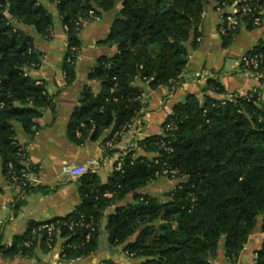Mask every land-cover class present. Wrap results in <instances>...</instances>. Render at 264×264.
Here are the masks:
<instances>
[{
    "label": "trees",
    "instance_id": "1",
    "mask_svg": "<svg viewBox=\"0 0 264 264\" xmlns=\"http://www.w3.org/2000/svg\"><path fill=\"white\" fill-rule=\"evenodd\" d=\"M56 3L57 15L65 28L67 50L61 63L66 84L75 79V67L82 43L79 32L89 13L95 16L115 9L116 0H48ZM225 0H215L217 6ZM208 0H121L103 41L116 48L112 56H100L87 75L99 83L98 92L85 85L78 105L68 119L66 134L74 145L96 141L112 128L113 135L137 119L145 104L137 97L141 89L136 79L151 89H170L180 80L188 62L186 42L197 29ZM259 9L243 16L235 14L238 27L220 35L229 45L239 27L257 28L264 22V0ZM230 2L226 6H230ZM226 8V7H225ZM224 9V8H223ZM226 17V16H224ZM46 36L53 25L51 14L37 0H0V160L7 178L8 165L18 168L27 142L35 135L45 109L54 110L53 96L43 83L28 77L26 70L40 64L32 38L16 25ZM246 53L264 54V39ZM264 57L254 72H262ZM206 89L227 95L215 79ZM264 89L249 91V100L230 95L233 100H201L188 94L172 107L162 123L160 135L146 137L137 146L150 156L128 151L119 158L106 183L96 173L86 172L76 179L80 203L67 215L47 221L27 223L24 233L15 235L9 246L1 243L4 258L29 257L39 244L45 250L47 231L53 224L52 247L63 239L61 261L85 258L98 249L105 233L111 247L141 259L138 264H211L223 239L224 255L232 264L249 237L259 227L264 234ZM170 122L173 130L164 126ZM14 124L27 138L20 144ZM112 135V136H113ZM111 136V137H112ZM111 139V138H110ZM108 139V140H110ZM107 140V141H108ZM117 140V139H115ZM114 140V141H115ZM105 152L110 148H103ZM175 171L164 177L165 168ZM158 178L182 179L160 200L138 192ZM131 195V201L119 205ZM105 227L101 221L107 208ZM83 221L84 225L71 223ZM30 243L26 246V243ZM101 264H117L111 260ZM254 264H264V238L255 252Z\"/></svg>",
    "mask_w": 264,
    "mask_h": 264
},
{
    "label": "crops",
    "instance_id": "2",
    "mask_svg": "<svg viewBox=\"0 0 264 264\" xmlns=\"http://www.w3.org/2000/svg\"><path fill=\"white\" fill-rule=\"evenodd\" d=\"M51 14L53 25L46 36L36 34L31 28L17 24L16 26L32 38V46L39 57L40 64L26 70L28 77L43 83L47 93L53 96L54 110L45 109L36 120L39 129L27 142L25 150L28 161L37 169L38 183L29 189L18 190L6 185L2 174L0 160V229L1 243L9 246L13 236L24 233L30 221L42 222L69 214L80 203L77 193L76 179L62 175L63 165L86 167V172L96 173L102 183L111 176L115 162L128 151H135L137 156H150L138 148L137 142L146 137L160 135L161 126L172 107L182 102L188 94L199 100L204 95L214 99H223L228 95L243 96L253 89L264 87V69L254 72L245 69L239 62L240 56L250 51L264 39V22L261 27L247 30L239 27L232 41L223 46L218 33L222 17L233 13V9H217L215 0H208L197 29L199 37L193 48V35L186 42L188 62L184 73L171 89L160 86L151 89L148 82L136 79L134 86L141 89L146 102L134 125L121 137L113 141L109 151L105 152L103 143L113 135L112 128L105 130L96 141H86L81 145L72 144L66 134L68 119L72 110L78 105L80 93L85 85H89L96 93L99 83L88 81L87 75L100 56H112L116 48L103 41L107 37L116 10L121 0H116L115 9L102 13L96 20L87 22L79 32L82 47L75 67V79L66 84L61 63L67 50V40L63 26L57 15L56 3L48 0H37ZM215 79L227 95L217 94L206 89V81ZM16 139L20 144L27 141L22 129L14 124ZM182 179H157L138 192L149 193L165 200L176 183ZM131 201L128 195L119 205ZM114 209L107 208L101 221L102 229L106 217ZM101 248L93 254L74 261H61L60 251L63 239L58 238L54 247L45 250L39 244L34 247L29 257L16 256L4 258L0 255V264H101L111 260L117 264H138L141 259L129 257L123 246L111 247L105 233L102 235ZM264 234L259 227L249 237L243 250L232 264H254L255 252L260 248ZM99 245V244H98ZM211 264H231L224 255L223 242L219 246L217 257Z\"/></svg>",
    "mask_w": 264,
    "mask_h": 264
},
{
    "label": "built area",
    "instance_id": "3",
    "mask_svg": "<svg viewBox=\"0 0 264 264\" xmlns=\"http://www.w3.org/2000/svg\"><path fill=\"white\" fill-rule=\"evenodd\" d=\"M227 2L231 3L230 6H226ZM225 7L233 8V13H232V17H230V18L222 17V21L218 27V33L220 35H226L228 32H230L236 28V26L238 25V21L235 18V14L238 13L241 16H243L247 13L254 11V9L255 10L259 9L258 14L261 13L260 12L261 7L258 6L257 0H225L224 2L221 3V5L219 4L217 6V9L221 10ZM94 19H97V16H95V14L93 12H90L88 20L86 22H84L83 25L89 21L94 20ZM253 24L256 27H260L261 21H260L258 16L254 18ZM63 29L65 31L64 27H63ZM263 57H264V54L244 53L243 55L240 56L239 62L245 69H256V68H258L259 64L261 63ZM254 91H255V89L251 90V92H254ZM243 97L246 100H249L251 98V95L245 94V95H243ZM137 99L140 101L141 104H145L146 97H145L144 92L141 91V93L137 97ZM223 99L233 100L234 97L228 95V96L224 97ZM0 107H1V105H0ZM135 120L131 121L129 124L124 126L120 132L114 134L110 140L104 142L103 148H110L115 139L121 137L127 130H129L134 125ZM173 129H174L173 125L170 122H168L164 126V130H166V131H170ZM161 131H162V128H161ZM23 150L25 152L22 153V155H21L22 160L19 163V167L15 169L12 167V165H10V164L8 165L7 178L5 179V181H6V185L12 189L26 190V189H29L31 187H34L38 183V178H37V169L38 168L34 164H32L28 161L26 150L24 148H23ZM115 163H116L115 169L120 170L121 163L119 162V159ZM86 171H87V169L84 166L70 165V164L63 165L61 168L62 175L66 178H69V179H77L78 177H80L81 175L86 173ZM175 174H176L175 171L169 170V168H167V167L162 171V175L164 177L170 176L171 178H173ZM77 225H84V222L79 221L77 223H71L69 228L72 229L73 226H77ZM43 229L47 231L46 245H47L48 249H52L51 248L52 247L51 241H52V235L54 233V225L53 224L43 225L38 230H43ZM25 245L29 246L30 243L28 242ZM61 251H62V246H61Z\"/></svg>",
    "mask_w": 264,
    "mask_h": 264
},
{
    "label": "rangeland",
    "instance_id": "4",
    "mask_svg": "<svg viewBox=\"0 0 264 264\" xmlns=\"http://www.w3.org/2000/svg\"><path fill=\"white\" fill-rule=\"evenodd\" d=\"M228 8H231V7H228ZM231 9H233V8H231ZM225 16L228 17V18H230V17H232V14H229V15L227 14V15H225ZM94 20H96V19H94ZM94 20H93V21H94ZM85 24H86V23H85ZM238 26H239V25H238ZM238 26H236V27H238ZM262 89H264V87H263ZM261 96L264 97V94H262ZM158 179H161V178H158ZM222 242H223V239H221V241H220V245L222 244Z\"/></svg>",
    "mask_w": 264,
    "mask_h": 264
},
{
    "label": "water",
    "instance_id": "5",
    "mask_svg": "<svg viewBox=\"0 0 264 264\" xmlns=\"http://www.w3.org/2000/svg\"><path fill=\"white\" fill-rule=\"evenodd\" d=\"M101 241H102V236L99 237V245H98V248H101Z\"/></svg>",
    "mask_w": 264,
    "mask_h": 264
}]
</instances>
